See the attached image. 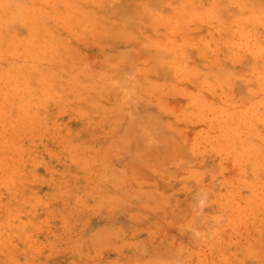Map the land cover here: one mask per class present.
<instances>
[{"label": "rangeland", "instance_id": "374dc122", "mask_svg": "<svg viewBox=\"0 0 264 264\" xmlns=\"http://www.w3.org/2000/svg\"><path fill=\"white\" fill-rule=\"evenodd\" d=\"M0 264H264V0H0Z\"/></svg>", "mask_w": 264, "mask_h": 264}]
</instances>
